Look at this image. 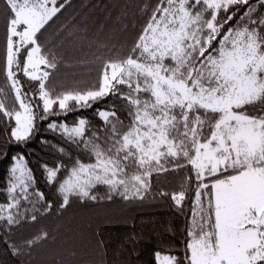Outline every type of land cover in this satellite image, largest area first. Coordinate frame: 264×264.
<instances>
[{"label": "snow or ice", "instance_id": "6c2138e0", "mask_svg": "<svg viewBox=\"0 0 264 264\" xmlns=\"http://www.w3.org/2000/svg\"><path fill=\"white\" fill-rule=\"evenodd\" d=\"M69 2L0 0V159L18 149L0 183V242L21 257L48 239L41 231L18 245L9 235L56 207L23 151L39 137L69 156L40 164L57 211L73 197L97 200L99 185L109 200H143L154 176L184 171L181 190L161 193L184 216L183 248L156 252V264H264V0H145L131 47L97 56L95 81L71 88L57 79V46L42 42ZM86 110L101 123L68 122Z\"/></svg>", "mask_w": 264, "mask_h": 264}, {"label": "trees", "instance_id": "16d2710c", "mask_svg": "<svg viewBox=\"0 0 264 264\" xmlns=\"http://www.w3.org/2000/svg\"><path fill=\"white\" fill-rule=\"evenodd\" d=\"M145 0H70L58 14L42 37V42L54 43L63 56L57 79L64 87L90 85L97 77V56L107 57L108 50L126 51L144 23L140 7ZM86 24L87 32H83ZM69 33H73L69 36ZM82 37H84L82 39ZM2 53V30H0ZM4 78L0 75V87ZM104 104L99 107H104ZM77 115L86 116L94 125L101 122L91 110L73 112L69 123ZM0 123V149L6 137ZM53 143H60L74 160L80 153L74 145L60 141L50 132H41ZM9 159H0V183L6 176ZM37 180L36 188L49 201L59 205L56 188L47 184L40 164L52 166L62 159L69 163V156L41 144L39 137L23 150ZM63 178V175L61 176ZM186 179L184 171L154 176L151 187L143 200L125 201L119 195L107 199L108 190L99 185L93 190L97 200L73 197L70 204L60 211L54 207L49 213L37 215V220H23L10 232L11 241L21 244L38 235L49 233L48 239L31 249L30 255L13 257L7 245L0 242V261L3 264H156V252L182 251L181 241L184 216L177 210L170 195L182 189ZM4 197L0 195V200ZM31 208V205H27ZM37 207H40L38 204ZM2 235V232H0Z\"/></svg>", "mask_w": 264, "mask_h": 264}]
</instances>
